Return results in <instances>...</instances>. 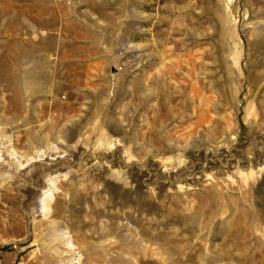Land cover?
<instances>
[{
    "label": "rangeland",
    "instance_id": "374dc122",
    "mask_svg": "<svg viewBox=\"0 0 264 264\" xmlns=\"http://www.w3.org/2000/svg\"><path fill=\"white\" fill-rule=\"evenodd\" d=\"M0 264H264V0H0Z\"/></svg>",
    "mask_w": 264,
    "mask_h": 264
}]
</instances>
